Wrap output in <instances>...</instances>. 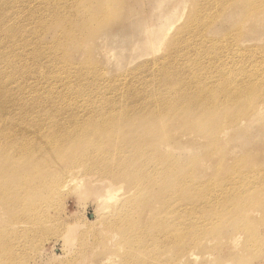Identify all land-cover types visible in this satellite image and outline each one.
<instances>
[{
	"label": "rangeland",
	"instance_id": "obj_1",
	"mask_svg": "<svg viewBox=\"0 0 264 264\" xmlns=\"http://www.w3.org/2000/svg\"><path fill=\"white\" fill-rule=\"evenodd\" d=\"M177 1L183 8L182 17L159 47L145 57L138 58V55L132 54L127 58L117 59L108 48L109 42L117 38L119 32L121 36L136 34L144 23L149 22L152 19L154 0H16L15 7L12 8L17 11L14 16L17 20L25 19V22L14 26L19 28L28 24L27 29L32 28L30 35L34 38L28 37L23 41L30 43L35 39L36 45L32 43L38 48H29L26 55L16 51V66L25 68L24 65H29L33 72L25 80V85L36 83L46 86L52 81L56 88L75 87L81 86L83 79H87V85H91V88L104 83L108 86L106 91L113 92L115 96L116 92L111 91L113 83L120 88H129L131 85L138 90H152L155 80L160 79L158 71L162 65L172 71L179 70L186 76L193 71H201L204 81L208 78L215 81L210 84L212 88L218 83L240 87L246 81L264 85V6L252 12L246 0H168V7H172ZM55 7H59L58 11L54 10ZM206 20L211 32L207 36L202 34L204 40L197 42L198 35L193 33ZM195 21L198 22L194 23ZM193 23L196 25L193 26ZM190 29V38L186 40L185 35ZM61 30L63 32L59 34ZM181 31L184 32L180 34ZM211 49L215 51L209 53ZM200 51L206 54H198ZM40 70L43 76L39 74ZM61 71L67 74L62 75ZM90 75H93L92 78L98 76L100 80L92 81ZM211 95L213 113L204 114L199 109V114L177 118L168 122V127L157 129L152 137H143L148 139L143 141L144 145L157 143L156 152L153 156L150 155L151 164L144 169V176L155 173L151 170L159 165L158 171L178 178V183L188 189L189 195L184 193L186 189L181 194L192 200L189 205L185 201L178 203L175 214L169 211L171 201L167 200L160 210L161 200L154 193L151 194L150 205L158 209L159 214L163 212L170 220L166 228L171 232L168 245L173 247H163V251L158 252L162 242L146 239L150 251L157 254L154 259L148 260L149 264H264V196L246 194L248 191L244 192L247 195L245 199L244 193L243 197L236 196L234 193L237 186L232 183L235 179L227 178L229 168L239 162L242 169L252 168L254 165L264 168V114L251 124L245 123L241 127H238L239 124L235 125L245 115L248 117L257 106H264V96L254 95L255 106L232 124L224 122L225 119L228 120L230 107L221 103V98L217 97L218 92H212ZM143 102L150 104V99L146 98ZM214 121L218 123L216 142L212 143L204 133L206 126ZM146 124L148 128L151 127L149 123ZM223 129L226 136L219 135ZM163 133L165 139L160 140ZM160 145H168L170 150L161 151L158 149ZM38 164L42 163L16 166L13 169V166L3 161L0 170L6 172L5 181L14 189L18 187L17 183L22 175L26 174L25 181L29 183V180L41 174L43 167ZM133 165L137 167L138 162L135 161ZM56 169L45 168L42 176H49ZM95 175L112 182H122L124 188L135 187L138 190L137 186H130L123 179L104 177L99 173ZM93 179L95 180V176ZM44 181L45 179L43 183ZM66 191L60 199L58 197L53 202V222L39 232L19 230L15 223L20 219L3 202V197H0V264H106L108 259L115 260L114 264H124L127 257L124 256L128 251L120 243L121 230H111L115 233V238L109 241L105 236L104 243L100 245L93 239L101 236L105 230L102 222L100 223L102 213L94 215L96 202L92 199L91 192L78 195L73 190ZM234 196L238 197L237 200ZM235 210L237 211L234 212ZM248 211L255 213L247 214ZM151 212L152 209L147 207L142 212V217L134 216L129 224L138 230L148 223ZM66 226L76 227L77 240L64 247L63 239L58 233ZM236 226L241 228L236 229ZM250 231L255 238H251ZM245 236L249 238L246 239ZM233 237L236 242H233ZM182 242L183 250L178 249L175 255V247ZM162 252L169 254L159 259L158 255ZM140 257L138 255V259ZM129 258L133 262L134 259Z\"/></svg>",
	"mask_w": 264,
	"mask_h": 264
},
{
	"label": "bare ground",
	"instance_id": "obj_2",
	"mask_svg": "<svg viewBox=\"0 0 264 264\" xmlns=\"http://www.w3.org/2000/svg\"><path fill=\"white\" fill-rule=\"evenodd\" d=\"M15 1L0 0V167L4 161V163L13 166V169L16 166H26L36 162L42 163L38 165L43 168L40 171L41 174L33 177L32 180H29L31 182L28 181L29 183L25 181L26 174L22 175L17 183L18 187L14 189H11V184L5 181L6 172L0 170V189H2L0 197H3V202L8 204L10 211L20 219L15 223L19 230L39 232L53 222V202L58 197L60 199L67 189L73 190L78 195H86V191H90L92 199L96 202L94 215L97 213L98 216L102 213L103 217L100 223L102 222L105 230L101 236H95L93 239L100 245L104 243L105 236L109 241L115 238V233L113 234L111 230H121V241L120 239L119 241L128 251L124 256L127 257L123 263L149 264L148 260L154 259L157 254L150 251L146 239L162 242L158 252L163 251V247H173V245H168L171 232L168 231L169 228H166L170 220L163 212L159 214L158 209L150 205L151 194L154 193L161 200L160 210L167 200L171 201L169 211L175 214L178 203L185 201L186 205H189L192 200L184 198L181 194L185 191L184 193L189 195L188 189L178 183V178L164 175L163 172L158 171L159 165L151 170L155 173L144 176V169L151 164L150 155L153 156L156 152L157 143L144 145L143 141L148 139L145 140L143 137H152L157 129L168 127L170 125L168 122L175 121L177 118L182 119L194 113L199 114V109H202L204 114L213 113L211 112L213 101L210 100L213 97L212 92L215 91L218 92L217 97L221 98V103L223 102V105H227L231 109L228 113V120L225 119L224 122L236 123L244 115L243 113L255 106L254 95L264 96V85L246 81L240 87H229L218 83L212 88L210 84L215 81L210 78L204 81L201 71L199 73L193 71L186 76L181 71H172L164 65L158 71L160 79L155 80L153 83L155 87L152 90L145 88L138 90L131 85L129 88L125 86L120 88L113 83L111 89L114 88L111 91L116 92L115 96H113V92L106 91L108 86H105L104 83L101 85L97 82V88H91V85H87L89 84L87 79L81 80L82 85L75 87L56 88L52 81H49L50 83L46 86L36 83L25 85V80L33 72L29 65H24L25 68L16 66V51L19 50L22 55H26L29 48L34 50L38 48L32 43L34 42L36 45L35 39L30 43L23 41L28 37L34 38L30 35L32 28L31 30L27 29L28 24H23L19 28L14 26L22 25L21 22H25V19L17 20L14 16L17 12L12 9L15 7ZM154 1L152 19L144 23L137 32L135 31L136 34L121 36V32H119L118 37L109 42L108 48L113 52L115 58H127L126 56L132 54L138 55V58L150 55L165 41L174 25L181 19L183 8L178 1L170 8L168 7L170 0L169 2L168 0ZM246 1L251 6L252 12H256L264 6V0ZM58 9L59 7L54 8L55 11ZM26 20L28 21V18ZM53 21L58 22V20ZM16 22L19 23L16 24ZM207 23V20L205 23L202 22L203 25L200 23V29L193 33L198 35L197 42L204 40L202 34L206 36L210 34L211 31L207 27L209 25ZM191 29L185 35L186 40L190 38ZM62 32L61 30L59 34ZM183 32L181 31L180 34ZM178 34L179 32H177V39H179ZM213 51L215 49H211L207 53ZM43 60L46 59L43 57ZM61 72L62 75L67 74ZM39 74L42 75L41 70ZM92 76L90 75L92 81L100 80L98 76H94V78ZM161 88L163 89L161 90ZM195 91L196 93H193ZM191 94H195V96L192 97ZM146 98L150 99V104L143 102ZM263 114L264 106L259 105L250 112L248 117L245 115L235 125L239 124L238 127H241L245 123L251 124ZM146 123H149L151 127L148 128ZM217 123L214 121L207 125L204 133L212 143L216 142ZM224 134L225 129L219 132V135ZM162 135L160 140L165 139L164 133ZM158 149L161 151L170 150L168 145H160ZM117 160L119 165H117ZM135 161L138 162L137 167L133 165ZM120 165L122 166L120 167ZM45 168L57 169L53 174L49 173V176H42L45 174L43 172ZM229 169L227 178L235 179L232 183L233 186H237L234 195L241 196L245 191H248L246 194L264 196V168L254 165L252 168L242 169V164L239 162ZM84 171L87 173L83 174ZM96 173L112 179H123L128 185L137 186L138 190L135 187L124 188L122 182L97 178ZM43 179H45L44 183ZM183 189L186 190L183 191ZM237 198L235 199L237 200ZM255 203L257 202L255 201ZM241 206L244 208L243 203ZM147 207L152 209L150 220L137 230L129 223L134 216L142 217V212ZM245 207H247L246 203ZM252 213L255 211H248L247 214ZM235 217L236 215L232 216V218ZM237 222L240 221L237 220ZM98 225L100 226V224ZM51 227L53 226L51 225ZM146 228L148 229L145 230ZM238 228L240 229L241 226L236 229ZM75 230V226H66L58 233L63 239L64 247L77 240L75 239L77 230ZM190 232L191 227L188 229L189 234ZM250 232L251 238H255ZM203 233L205 234V231ZM232 240L233 242L237 241L235 237ZM250 242L253 241L250 240ZM182 244L183 242L175 247L173 251L175 255H177L178 249L183 250ZM114 248L118 249L119 247ZM168 254V252H162L158 257L161 259ZM138 255H141L140 259H138ZM129 257L134 259L133 262L129 261ZM108 261L106 264L115 263L113 259Z\"/></svg>",
	"mask_w": 264,
	"mask_h": 264
}]
</instances>
